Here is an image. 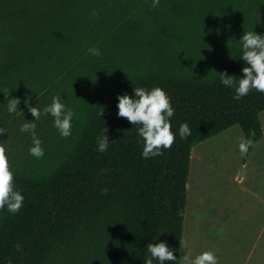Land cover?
<instances>
[{
  "label": "trees",
  "instance_id": "1",
  "mask_svg": "<svg viewBox=\"0 0 264 264\" xmlns=\"http://www.w3.org/2000/svg\"><path fill=\"white\" fill-rule=\"evenodd\" d=\"M248 30L264 33V0H0V144L24 195L19 212L0 210V264H144L160 241L180 264L192 147L238 125L253 142L244 163L262 137L264 92L235 100L218 73L242 75L234 40ZM137 86L164 88L175 108L173 145L147 159L137 126L117 115V95ZM58 92L72 134L42 116L37 159L19 130L33 119L24 100L42 108ZM8 94L23 112L6 111Z\"/></svg>",
  "mask_w": 264,
  "mask_h": 264
},
{
  "label": "clouds",
  "instance_id": "2",
  "mask_svg": "<svg viewBox=\"0 0 264 264\" xmlns=\"http://www.w3.org/2000/svg\"><path fill=\"white\" fill-rule=\"evenodd\" d=\"M160 0H151L153 8L159 6ZM240 58L244 62L241 68L242 75L228 74L227 70L218 72L220 83L234 91L233 99L239 100L250 91L264 92V33L255 30L245 31L239 40ZM87 53L94 57H100L102 51L99 47L87 48ZM30 97L24 100V104L31 113L32 120H24L20 125V132L28 133L32 139V145L28 152L37 159L45 155L43 142L36 132V121L42 116H51L53 126L61 137H69L72 134V121L75 115L73 108L69 107L61 93H56L51 98V103L42 108L33 106ZM117 115L127 118L132 125H136L137 136L142 139L143 147L141 156L145 159L163 154V149L170 148L177 133L173 131L171 118L175 113L172 97L167 91L155 86L146 88L142 86L133 87L132 94L127 92L117 95ZM21 99L19 97H8L6 99V111L9 114L23 112L20 109ZM103 109L99 112L101 117ZM179 137L187 138L191 135V128L187 122L179 127ZM6 133L5 127H0V134ZM251 139H242L239 143V151L243 154L248 152L252 144ZM98 152H106L110 147V140L105 127L101 135L96 139ZM6 145L0 144V210L6 209L11 213H17L23 207L24 195L15 184V169L11 167ZM107 192V189H102ZM182 259L183 264H218V256L210 250L202 251L195 257L191 256V250L186 249ZM173 249L165 241L148 243L144 264H167L177 261Z\"/></svg>",
  "mask_w": 264,
  "mask_h": 264
},
{
  "label": "rangeland",
  "instance_id": "3",
  "mask_svg": "<svg viewBox=\"0 0 264 264\" xmlns=\"http://www.w3.org/2000/svg\"><path fill=\"white\" fill-rule=\"evenodd\" d=\"M234 127H237L236 131L239 130L241 133L239 126ZM230 131L231 140L228 139V132H221L193 146L191 153L193 158L191 157L190 160L191 168L187 181L188 198L185 208L187 215H185L184 229L186 234L183 233L184 246H182L180 257L186 249L191 250L192 257L202 251L210 250L218 256V264H258L255 258L252 261L249 260L248 251L254 244L256 251L259 252L260 246L263 245L264 238L261 239L259 233L264 230V207L260 202L254 201L250 204V211L245 213L243 203L237 207L239 198L229 199L228 177L230 173H233L234 162L236 163L234 159L239 156L238 145L241 142L240 135L235 133V129ZM231 144L232 149H228ZM219 170L220 172L222 170V176ZM228 205L232 210L234 209L230 218L231 232L227 230ZM259 254L254 256L260 258ZM180 264H183L182 259Z\"/></svg>",
  "mask_w": 264,
  "mask_h": 264
},
{
  "label": "crops",
  "instance_id": "4",
  "mask_svg": "<svg viewBox=\"0 0 264 264\" xmlns=\"http://www.w3.org/2000/svg\"><path fill=\"white\" fill-rule=\"evenodd\" d=\"M259 119H260L261 128H262V137L254 144V146L250 150L247 156V159L244 163L242 162V157H241L242 153L239 151V154H238L239 156H237L234 159L236 160V163L234 162L233 173H230L228 177L227 192L229 195V199L239 198V203L237 204V207H239L243 203V209L245 213H248L250 211V204H253L254 201L260 202L261 206L264 207V110H262L259 113ZM234 126L236 125H233L221 132L222 133L228 132L227 136H229V138L228 137L227 138L231 140L229 131L232 129L233 130L235 129V133H237V135H240V141H241L242 139H244V135L242 131L241 133L238 129H237L238 131H236L237 127H234ZM231 147H232V144L228 146V149ZM219 173L221 176L223 175L222 170L221 172L219 170ZM233 210L228 205L227 214L229 215V219H228V224H227V230L229 232L232 231L231 225H230L231 224L230 218L232 217ZM259 234H260L261 239L264 238V230L262 233H259ZM254 254L255 255L259 254L260 258L257 256L255 257ZM248 258L251 261L253 258H255V262L258 264L264 263L263 262L264 261V240H263V245L260 246L259 252L256 251V247L254 244L251 245L248 251Z\"/></svg>",
  "mask_w": 264,
  "mask_h": 264
},
{
  "label": "bare ground",
  "instance_id": "5",
  "mask_svg": "<svg viewBox=\"0 0 264 264\" xmlns=\"http://www.w3.org/2000/svg\"><path fill=\"white\" fill-rule=\"evenodd\" d=\"M195 146V145H194ZM201 146V145H200ZM197 147V146H196ZM193 149H194V147L192 148V150H191V153H192V151H193ZM197 150V149H196ZM197 154V153H196ZM200 155V154H199ZM192 157V156H191ZM193 158V157H192ZM198 159V158H197ZM196 159V160H197ZM201 160V159H200ZM191 166V165H190ZM203 167V166H202ZM191 168V167H190ZM200 169V168H199ZM198 170V169H197ZM200 171V170H199ZM198 171V172H199ZM196 172V171H195ZM195 174V173H194ZM194 176V175H193ZM202 175H200V177H201ZM203 177V176H202ZM189 179V178H188ZM194 179V178H193ZM198 179H200V178H198ZM191 182V181H190ZM200 183V182H199ZM194 185V184H193ZM191 186V185H190ZM196 186H198V185H196ZM200 186V185H199ZM208 187V186H207ZM194 188V187H193ZM190 189H191V187H190ZM198 189V188H197ZM199 190V189H198ZM189 191V190H188ZM193 191V190H192ZM194 192H196V191H194ZM198 194V193H197ZM196 195V194H195ZM188 198V197H187ZM193 200V199H192ZM196 202V201H195ZM189 204V203H188ZM187 206H185V208H186ZM191 210V209H190ZM196 211V210H195ZM194 212V211H193ZM185 213H186V211H185ZM189 214V213H188ZM185 215H187V213L185 214ZM197 215V214H196ZM193 216V215H192ZM186 216H184V229H185V221H186V218H185ZM191 217V216H190ZM190 217H189V219H190ZM194 217V216H193ZM190 221V220H189ZM193 221V220H192ZM188 222V221H187ZM191 222V221H190ZM189 223V222H188ZM190 227V226H189ZM184 229H183V233H185L184 232ZM187 229V228H186ZM190 230V229H189ZM216 230V229H215ZM192 231V230H191ZM190 231V232H191ZM194 231V230H193ZM186 232H188V231H186ZM189 233V232H188ZM186 234V233H185ZM219 234V233H218ZM184 235V234H183ZM187 236H189V235H187ZM199 237V236H198ZM188 238V237H187ZM192 239V238H191ZM183 240V239H182ZM188 241V240H187ZM190 241V240H189ZM184 242V241H183ZM189 244V243H188ZM187 244V245H188ZM190 245H191V243H190ZM182 246H184L183 245V243H182ZM182 246H181V249H182ZM187 247V246H186ZM185 249V248H184ZM181 255V254H180ZM183 256V255H182Z\"/></svg>",
  "mask_w": 264,
  "mask_h": 264
}]
</instances>
